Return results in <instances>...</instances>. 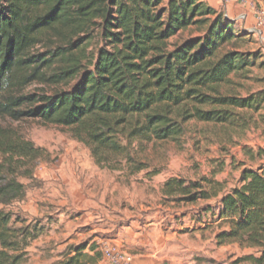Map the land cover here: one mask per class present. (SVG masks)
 Segmentation results:
<instances>
[{"label":"trees","instance_id":"16d2710c","mask_svg":"<svg viewBox=\"0 0 264 264\" xmlns=\"http://www.w3.org/2000/svg\"><path fill=\"white\" fill-rule=\"evenodd\" d=\"M253 36L205 0H0V264H24L39 234L36 225H15L3 207L24 197L16 174L43 151L6 120L66 127L96 165L118 169L124 161L132 174L147 168L136 144L176 142L190 121L241 139L264 110V87L250 86L264 83L255 73L264 53L243 48ZM32 84L39 87L26 92ZM243 152L254 165L221 196L216 218L226 228L215 240L257 249L249 259L262 264L264 149ZM221 191L209 178L171 177L161 187L162 197L187 203ZM85 248L59 264H95V247Z\"/></svg>","mask_w":264,"mask_h":264},{"label":"rangeland","instance_id":"374dc122","mask_svg":"<svg viewBox=\"0 0 264 264\" xmlns=\"http://www.w3.org/2000/svg\"><path fill=\"white\" fill-rule=\"evenodd\" d=\"M256 40L253 36L252 43L243 48H257ZM255 73L263 76L264 70ZM250 86L256 91L264 83L252 81ZM37 87L32 84L25 91ZM261 113L257 127L241 139H229L212 125L190 121L176 142L136 144V158L147 168L133 174L124 161L118 169L96 165L89 148L73 139L66 127L34 118L6 120L43 149L28 170L16 174L24 185V197L3 207L14 213L18 219L15 225L38 227V236L25 247L24 264H59L80 245H85L84 253L89 254V246L95 247V264H113L104 256L102 243L115 245L127 255L137 253L138 249L122 241L125 229L132 225L134 230L148 229L149 224L173 235L180 264H257L249 259L259 257L257 249L237 243L218 245L215 235L226 228L216 218L221 196L240 185L244 166L254 165L243 147L264 149V110ZM1 173L6 174L5 170ZM171 177L187 183L213 179L220 182L222 191L216 198L195 203L179 201L176 196L162 197L161 187ZM132 261L133 257L130 264Z\"/></svg>","mask_w":264,"mask_h":264},{"label":"crops","instance_id":"0c3cea01","mask_svg":"<svg viewBox=\"0 0 264 264\" xmlns=\"http://www.w3.org/2000/svg\"><path fill=\"white\" fill-rule=\"evenodd\" d=\"M205 1L214 9L222 11L239 29L252 33L264 51V24L259 23L255 15L256 8L264 9V0ZM149 226L148 229L137 227L134 230L132 225L125 229L126 235L122 241L131 249H138L137 253H130L132 264H180L175 256L173 235L159 231L156 225Z\"/></svg>","mask_w":264,"mask_h":264},{"label":"built area","instance_id":"2783aa9c","mask_svg":"<svg viewBox=\"0 0 264 264\" xmlns=\"http://www.w3.org/2000/svg\"><path fill=\"white\" fill-rule=\"evenodd\" d=\"M255 15L258 22L264 24V9L256 8ZM103 244L104 256L113 264H130L131 255L124 254L117 246L108 243Z\"/></svg>","mask_w":264,"mask_h":264}]
</instances>
